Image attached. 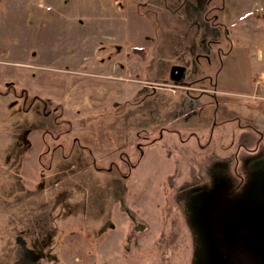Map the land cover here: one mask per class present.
Returning <instances> with one entry per match:
<instances>
[{
  "label": "rangeland",
  "instance_id": "rangeland-1",
  "mask_svg": "<svg viewBox=\"0 0 264 264\" xmlns=\"http://www.w3.org/2000/svg\"><path fill=\"white\" fill-rule=\"evenodd\" d=\"M258 10L0 0V61L67 90H0V264H236L244 251L264 264ZM114 85L121 98L99 103Z\"/></svg>",
  "mask_w": 264,
  "mask_h": 264
},
{
  "label": "crops",
  "instance_id": "crops-1",
  "mask_svg": "<svg viewBox=\"0 0 264 264\" xmlns=\"http://www.w3.org/2000/svg\"><path fill=\"white\" fill-rule=\"evenodd\" d=\"M259 13L261 16H259ZM252 17L256 18L255 22L257 25L263 26V32H264V13L258 11H254L252 13ZM259 28V27H258ZM254 30H257V28H254ZM261 47L264 49V40L263 43H261ZM264 59V58H263ZM259 67L261 68V76L264 77V61H260L256 59ZM35 67H32V66ZM37 64H32L30 61H15V60H4L0 61V90L3 91L8 85L16 86L21 90H26L27 95L31 94L32 96H38L39 98H47L46 94V87L50 85L48 82L51 83V87L49 86L48 89L51 90V94L54 93L55 95L59 94L60 98H63V94L67 93V90L65 88H62L59 86L58 82L62 79L63 75L60 74H47L45 71H39L36 69ZM38 66L47 67L44 64H38ZM256 66V64H255ZM34 69V70H31ZM37 70V71H36ZM43 70V69H40ZM51 75H54L51 76ZM255 77H253L254 80ZM73 82H76L74 89L72 90L73 93H79V92H85L88 93L91 90H88L90 88V85L84 84L86 86L83 87V83L80 80H72ZM80 81V83H79ZM86 82H88L86 80ZM94 82V81H92ZM91 82V83H92ZM90 83V84H91ZM111 86V85H110ZM81 88H84L85 90H81ZM114 90L109 89V93L105 96L104 93L99 98V103H102L104 98L107 100H112L111 96L121 98L120 93L118 89L114 85ZM101 90V87L100 89ZM256 90V89H255ZM95 93V92H94ZM30 96V95H29ZM57 96V98H58ZM57 100V99H56ZM49 101V100H48ZM255 105V103H253Z\"/></svg>",
  "mask_w": 264,
  "mask_h": 264
},
{
  "label": "water",
  "instance_id": "water-1",
  "mask_svg": "<svg viewBox=\"0 0 264 264\" xmlns=\"http://www.w3.org/2000/svg\"><path fill=\"white\" fill-rule=\"evenodd\" d=\"M182 71H183L182 66L173 65L170 70V75L174 79H178L180 78ZM236 264H257V257L255 256V254L249 251H244L241 254H239Z\"/></svg>",
  "mask_w": 264,
  "mask_h": 264
}]
</instances>
